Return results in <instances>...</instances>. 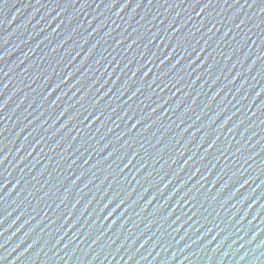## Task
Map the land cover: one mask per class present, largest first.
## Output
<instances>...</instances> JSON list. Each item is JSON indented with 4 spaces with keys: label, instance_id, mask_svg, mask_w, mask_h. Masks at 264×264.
<instances>
[{
    "label": "water",
    "instance_id": "95a60500",
    "mask_svg": "<svg viewBox=\"0 0 264 264\" xmlns=\"http://www.w3.org/2000/svg\"><path fill=\"white\" fill-rule=\"evenodd\" d=\"M0 264H264V0H0Z\"/></svg>",
    "mask_w": 264,
    "mask_h": 264
},
{
    "label": "snow or ice",
    "instance_id": "6c2138e0",
    "mask_svg": "<svg viewBox=\"0 0 264 264\" xmlns=\"http://www.w3.org/2000/svg\"><path fill=\"white\" fill-rule=\"evenodd\" d=\"M125 6H127V5H125ZM207 6V5H206Z\"/></svg>",
    "mask_w": 264,
    "mask_h": 264
}]
</instances>
